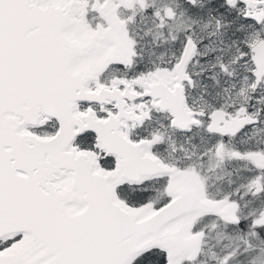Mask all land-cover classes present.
<instances>
[{
    "label": "snow or ice",
    "instance_id": "1",
    "mask_svg": "<svg viewBox=\"0 0 264 264\" xmlns=\"http://www.w3.org/2000/svg\"><path fill=\"white\" fill-rule=\"evenodd\" d=\"M0 264H264V0H0Z\"/></svg>",
    "mask_w": 264,
    "mask_h": 264
}]
</instances>
